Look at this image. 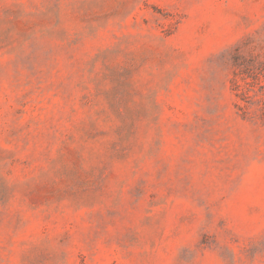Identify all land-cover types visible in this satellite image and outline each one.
I'll return each instance as SVG.
<instances>
[{
    "label": "rangeland",
    "instance_id": "obj_1",
    "mask_svg": "<svg viewBox=\"0 0 264 264\" xmlns=\"http://www.w3.org/2000/svg\"><path fill=\"white\" fill-rule=\"evenodd\" d=\"M0 264H264V0H0Z\"/></svg>",
    "mask_w": 264,
    "mask_h": 264
},
{
    "label": "trees",
    "instance_id": "obj_2",
    "mask_svg": "<svg viewBox=\"0 0 264 264\" xmlns=\"http://www.w3.org/2000/svg\"><path fill=\"white\" fill-rule=\"evenodd\" d=\"M243 74H244V72H243ZM236 87H237V89L241 90V94L245 93V91L241 88V85L238 83V81L236 83Z\"/></svg>",
    "mask_w": 264,
    "mask_h": 264
}]
</instances>
